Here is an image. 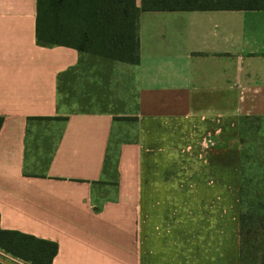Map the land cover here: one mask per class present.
<instances>
[{"label": "crops", "instance_id": "obj_1", "mask_svg": "<svg viewBox=\"0 0 264 264\" xmlns=\"http://www.w3.org/2000/svg\"><path fill=\"white\" fill-rule=\"evenodd\" d=\"M140 5L129 64L40 45L37 0H0V229L55 243L51 264H239L241 141L264 135V10ZM68 18L72 33L118 32L124 0H69ZM197 177L201 189L182 185Z\"/></svg>", "mask_w": 264, "mask_h": 264}, {"label": "trees", "instance_id": "obj_2", "mask_svg": "<svg viewBox=\"0 0 264 264\" xmlns=\"http://www.w3.org/2000/svg\"><path fill=\"white\" fill-rule=\"evenodd\" d=\"M125 27L118 32L109 28L106 33L77 32L68 28L69 0H37L35 36L43 46H64L100 56L109 60L137 64L138 45L134 30L128 31L129 22L138 9L134 0H124ZM142 12L177 11H235L264 10V0H140ZM129 12L131 16L129 17ZM0 118V128L2 125ZM243 151H240L238 256L239 264H264V211H243ZM0 251L28 264H51L57 253L53 242L37 239L14 231L0 229ZM0 264H4L0 262Z\"/></svg>", "mask_w": 264, "mask_h": 264}, {"label": "rangeland", "instance_id": "obj_3", "mask_svg": "<svg viewBox=\"0 0 264 264\" xmlns=\"http://www.w3.org/2000/svg\"><path fill=\"white\" fill-rule=\"evenodd\" d=\"M254 126V125H252ZM260 127V124L258 125ZM257 131V132H256ZM255 133L251 136L252 140L249 141L248 144H246V139L242 140V151H243V157H242V164H243V176L245 177L243 180V192L241 194V206L243 211H264V135L259 134V130H256ZM223 143V142H221ZM173 156V155H172ZM174 157V156H173ZM183 171L187 170L190 174H200L201 173V165L193 160L188 159V162L183 165ZM181 179L173 178V180L168 179L167 181H172V185H180L179 181ZM201 180L200 177L196 178H190L187 179V181H182V185L186 187H191L193 189L199 188L201 189ZM167 181H160L158 184L160 185H167ZM203 182V181H202ZM208 180L204 179V183L206 184ZM239 198V194H238ZM232 204V200L230 201L228 198V201L225 205L227 207ZM208 213V216H211L210 210H206ZM178 216H181V210H177ZM175 212V213H176ZM228 216L233 215L234 211L232 209L228 208L227 210ZM238 212L236 213V218L238 221ZM221 215V212H219ZM177 217V214H175ZM207 216V215H206ZM1 252V251H0ZM4 254V253H3ZM6 257L0 256V262L4 264H28L24 263L22 261H19L17 259H14L7 254H4ZM12 258V260H11Z\"/></svg>", "mask_w": 264, "mask_h": 264}, {"label": "built area", "instance_id": "obj_4", "mask_svg": "<svg viewBox=\"0 0 264 264\" xmlns=\"http://www.w3.org/2000/svg\"><path fill=\"white\" fill-rule=\"evenodd\" d=\"M209 144H210L211 146H213V144H214V143L210 142ZM0 256H3V257H6V258H8V257H7V256H5V255H4L2 252H0ZM8 259H9V258H8ZM11 260H12V259H11Z\"/></svg>", "mask_w": 264, "mask_h": 264}]
</instances>
